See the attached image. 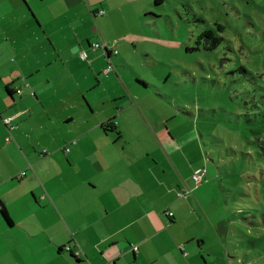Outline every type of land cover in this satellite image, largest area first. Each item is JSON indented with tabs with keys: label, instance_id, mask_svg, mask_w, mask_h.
Returning a JSON list of instances; mask_svg holds the SVG:
<instances>
[{
	"label": "crops",
	"instance_id": "crops-1",
	"mask_svg": "<svg viewBox=\"0 0 264 264\" xmlns=\"http://www.w3.org/2000/svg\"><path fill=\"white\" fill-rule=\"evenodd\" d=\"M95 1L0 0V264H254L178 195L193 179L176 113L148 122L156 97L137 91L151 82L122 59L128 43L89 50L121 38L91 30L114 13Z\"/></svg>",
	"mask_w": 264,
	"mask_h": 264
},
{
	"label": "rangeland",
	"instance_id": "rangeland-1",
	"mask_svg": "<svg viewBox=\"0 0 264 264\" xmlns=\"http://www.w3.org/2000/svg\"><path fill=\"white\" fill-rule=\"evenodd\" d=\"M93 4L108 11L112 5L114 13L104 22L95 18L91 30L120 34L115 48L128 43L122 59L151 82L137 90L156 97L154 105H141L149 107L142 109L148 122L158 111L175 112L184 166L192 175L207 170L201 185L193 180V189L178 195L191 193L202 204L226 254L264 264V0ZM207 30L222 38L216 47Z\"/></svg>",
	"mask_w": 264,
	"mask_h": 264
},
{
	"label": "trees",
	"instance_id": "trees-1",
	"mask_svg": "<svg viewBox=\"0 0 264 264\" xmlns=\"http://www.w3.org/2000/svg\"><path fill=\"white\" fill-rule=\"evenodd\" d=\"M97 15H104V14H97ZM203 35H206V36H208V37H211L212 39H213V46L214 47H216L220 42H221V40H222V38L221 37H216L215 36V34H214V32H213V30H207V31H205L204 32V34ZM106 43H107V48H99L98 50H96V51H93L92 50V46L95 44V42H93V43H91L89 46V50L93 53V52H97V51H102V53L104 54V55H108V56H110L111 54H117L118 53V49L117 48H115V45H109L108 44V42L106 41ZM0 118H1V115H0ZM2 120L5 122V120H4V118H2ZM66 151H69L70 150V148H66L65 149ZM24 174V173H23ZM1 212H2V215L4 216V218L5 219H7V221L8 222H11V218H10V216H9V213H8V211H7V209H6V207L3 205V203L1 202ZM78 246V247H77ZM76 246V248L77 249H75V257H79V256H81V250H80V248H79V245H77ZM66 248L67 249H71V245H67L66 246Z\"/></svg>",
	"mask_w": 264,
	"mask_h": 264
},
{
	"label": "built area",
	"instance_id": "built-area-1",
	"mask_svg": "<svg viewBox=\"0 0 264 264\" xmlns=\"http://www.w3.org/2000/svg\"><path fill=\"white\" fill-rule=\"evenodd\" d=\"M104 13H105L104 10H99V11L97 12V14H104ZM99 48H107V43H106V42H96V43L92 46V50H93V51H96V50H98ZM81 58H82V59H87V58H88V52H87L86 50H84V51L81 52ZM111 68H112V67L109 66V67L107 68V72H108ZM18 93H21V90H18ZM33 94H34V92H32V95H33ZM9 120H10V119H5V122L8 123ZM194 179L198 181V180L200 179V176H199V175H194ZM170 214H172V213H170ZM134 249L137 250V247L134 246Z\"/></svg>",
	"mask_w": 264,
	"mask_h": 264
},
{
	"label": "clouds",
	"instance_id": "clouds-1",
	"mask_svg": "<svg viewBox=\"0 0 264 264\" xmlns=\"http://www.w3.org/2000/svg\"><path fill=\"white\" fill-rule=\"evenodd\" d=\"M99 10H97L96 11V14H97V12H98ZM105 14V13H104ZM101 42H106L105 40H102ZM96 43V42H95ZM82 51H84V50H81V52ZM87 52H88V58L87 59H84V60H88L89 59V53H90V51H88V50H86ZM81 52H80V56H81ZM109 66H111V65H109ZM108 66V67H109ZM107 67V68H108ZM112 67V66H111ZM112 70V68L109 70V71H111ZM106 72H107V69L105 70ZM108 71V72H109ZM18 90H21V92H22V89H17V92H18ZM32 92H34V91H32ZM20 94V93H19ZM32 94V93H31ZM34 94H35V92H34ZM33 94V95H34ZM5 119H9V118H4V120ZM9 122H10V120H9ZM8 122V123H9ZM6 124H8L7 122H5ZM206 173H207V170H206V168H201L200 169V171H198V172H196V173H194L193 175H192V179L195 181V182H197V185H201V183H202V181H203V178H204V176L206 175ZM194 175H199L200 176V179L197 181V180H195L194 179ZM170 213H172V212H167V214L169 215V216H172L173 215V213L172 214H170ZM133 250L134 251H138L139 249H138V247H137V250L136 249H134L133 248Z\"/></svg>",
	"mask_w": 264,
	"mask_h": 264
}]
</instances>
